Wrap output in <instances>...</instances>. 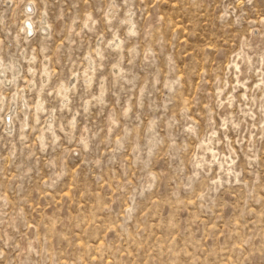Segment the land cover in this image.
<instances>
[{
    "label": "rangeland",
    "instance_id": "1",
    "mask_svg": "<svg viewBox=\"0 0 264 264\" xmlns=\"http://www.w3.org/2000/svg\"><path fill=\"white\" fill-rule=\"evenodd\" d=\"M0 264H264V0H0Z\"/></svg>",
    "mask_w": 264,
    "mask_h": 264
},
{
    "label": "bare ground",
    "instance_id": "2",
    "mask_svg": "<svg viewBox=\"0 0 264 264\" xmlns=\"http://www.w3.org/2000/svg\"><path fill=\"white\" fill-rule=\"evenodd\" d=\"M26 24H27V28H28V30H30L31 32H34V30L32 29V25L33 24H31L30 22H26Z\"/></svg>",
    "mask_w": 264,
    "mask_h": 264
}]
</instances>
